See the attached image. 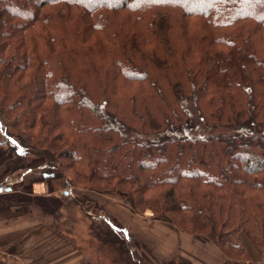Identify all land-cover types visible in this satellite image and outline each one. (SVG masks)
Returning a JSON list of instances; mask_svg holds the SVG:
<instances>
[{
    "label": "trees",
    "instance_id": "1",
    "mask_svg": "<svg viewBox=\"0 0 264 264\" xmlns=\"http://www.w3.org/2000/svg\"><path fill=\"white\" fill-rule=\"evenodd\" d=\"M0 123L62 186L128 195L226 264H254L242 236L263 257L264 0H0ZM100 221L95 252L149 264Z\"/></svg>",
    "mask_w": 264,
    "mask_h": 264
},
{
    "label": "crops",
    "instance_id": "2",
    "mask_svg": "<svg viewBox=\"0 0 264 264\" xmlns=\"http://www.w3.org/2000/svg\"><path fill=\"white\" fill-rule=\"evenodd\" d=\"M24 169L22 158L0 142V182L15 180L9 191L0 193V264H85L77 246L56 229L66 219L67 196L49 189L50 180L35 179ZM170 229L174 233H167L169 236L154 234L157 243L151 250L141 244L145 260L167 261L180 256L190 264H226L205 239ZM242 240L252 262L264 264L247 237L242 236Z\"/></svg>",
    "mask_w": 264,
    "mask_h": 264
},
{
    "label": "rangeland",
    "instance_id": "3",
    "mask_svg": "<svg viewBox=\"0 0 264 264\" xmlns=\"http://www.w3.org/2000/svg\"><path fill=\"white\" fill-rule=\"evenodd\" d=\"M191 102L192 101H185L186 106L190 107V111L192 110V105H190ZM0 142L6 144L7 149L10 153H15L16 150H18L21 151V153L23 154H27V152L30 150L28 147L22 146L21 141L17 137L7 135L5 128L2 126L1 123ZM23 162L25 163L24 170L31 171V175L35 179L50 180L51 184L49 189H54L55 191H58L62 194L64 191H68L67 195L63 194L64 196H67L66 210L68 205H70L69 207H71L72 205L73 209H70L71 211H66V219L62 222H59L57 224V227L68 231L69 235L67 236V238L71 242L78 244L80 247H82L84 253H86L87 255L86 259L88 258L92 262H94L95 260L97 261V259L99 260L103 256L104 257L102 260V264H110V261H113L112 257L105 256L107 254L104 253L105 251L101 252V255L99 252L94 251V247L96 246L97 241L93 239L91 247L87 242L90 238L88 224L93 221L99 226L101 225L100 220L106 217L107 215H110L112 221L121 223L134 236V248L139 252L140 255L141 244L145 245V247L148 246L150 250L154 248L153 246L155 245V243H157L154 240V234L157 233L159 234V237L160 235L162 237H165V235L169 236L170 233H174V231L170 229L174 226H172L168 221L161 219L160 217L156 218L155 216H153V213L151 211L146 210L145 212H138L133 207L130 196L128 195L97 192L94 190L77 188L69 185L62 186L61 180L56 182V180H58L59 178L57 179L56 177L55 179H51L49 177H44V174H51L52 168L45 163V160L43 158H31L27 163L24 160ZM87 215H90L89 218H86ZM178 231L196 239L203 238L208 241L207 238L203 236L189 235L180 230ZM250 246L252 247V245ZM95 253L98 254V256H95ZM150 254L152 256V253ZM219 254L221 255L220 252ZM221 257L223 258L222 255ZM147 262H149V264H190L180 256H175L167 261L157 259L156 261L150 260Z\"/></svg>",
    "mask_w": 264,
    "mask_h": 264
},
{
    "label": "built area",
    "instance_id": "4",
    "mask_svg": "<svg viewBox=\"0 0 264 264\" xmlns=\"http://www.w3.org/2000/svg\"><path fill=\"white\" fill-rule=\"evenodd\" d=\"M15 184V180L8 178L3 182H0V193H5L8 188H11Z\"/></svg>",
    "mask_w": 264,
    "mask_h": 264
},
{
    "label": "water",
    "instance_id": "5",
    "mask_svg": "<svg viewBox=\"0 0 264 264\" xmlns=\"http://www.w3.org/2000/svg\"><path fill=\"white\" fill-rule=\"evenodd\" d=\"M44 177H47V175L45 174ZM10 189H7V191H9ZM63 194L67 195L68 191H64ZM263 260H264V255H263Z\"/></svg>",
    "mask_w": 264,
    "mask_h": 264
}]
</instances>
